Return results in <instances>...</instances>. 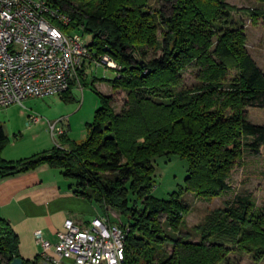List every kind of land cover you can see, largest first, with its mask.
Returning a JSON list of instances; mask_svg holds the SVG:
<instances>
[{
  "label": "trees",
  "instance_id": "1",
  "mask_svg": "<svg viewBox=\"0 0 264 264\" xmlns=\"http://www.w3.org/2000/svg\"><path fill=\"white\" fill-rule=\"evenodd\" d=\"M46 1L119 65L109 80L114 93L94 88L100 105L86 138L69 140L63 132L58 144L21 159L2 157L9 137L0 124V175L42 164L60 169L75 181V194L126 218L125 264H219L231 251L264 259V207L248 194L181 229L190 211L184 192L207 201L223 195L243 153L257 155L264 144V124L247 119L248 108L264 107V73L246 47L239 8L226 0H165L167 12L149 0ZM242 10L251 22L264 19V6ZM189 67L197 81L184 86ZM118 91L125 93L120 106ZM69 93L70 87L60 95ZM172 155L186 161L184 186L156 197V159ZM15 257H21L18 235L0 217V264Z\"/></svg>",
  "mask_w": 264,
  "mask_h": 264
},
{
  "label": "built area",
  "instance_id": "2",
  "mask_svg": "<svg viewBox=\"0 0 264 264\" xmlns=\"http://www.w3.org/2000/svg\"><path fill=\"white\" fill-rule=\"evenodd\" d=\"M70 24L68 13L46 0H0V109L27 97L60 95L88 66L119 69ZM39 120L30 115L31 122ZM50 130L63 133L56 123ZM35 236L39 264H125V229L107 217H95L83 228L66 219L55 242L39 231Z\"/></svg>",
  "mask_w": 264,
  "mask_h": 264
},
{
  "label": "rangeland",
  "instance_id": "3",
  "mask_svg": "<svg viewBox=\"0 0 264 264\" xmlns=\"http://www.w3.org/2000/svg\"><path fill=\"white\" fill-rule=\"evenodd\" d=\"M226 1L239 8V11L235 13V18L242 20L244 24L246 47L264 73V19L260 17L256 22H251L249 16L242 10L260 8L264 6V3L259 0ZM148 3L153 9L161 7L166 12L169 10V2L165 0H149ZM233 74L234 70H230L227 76L230 77ZM114 76L115 72L111 69H105L103 66H88L86 74H82L78 82L76 79H71L70 93L67 94L66 99L61 95L27 97L22 100V103L11 105L10 108L14 110L5 112V108L0 109V124L9 137L4 149L10 148L15 141L14 136L19 132L25 140L32 135H40L48 131L50 135L52 134L54 143L58 144V135L50 130V124L53 123L63 129L66 124L69 125L66 131V137L69 140H83L87 136V124L92 122L94 112L100 105V99L94 88L103 94L112 95L114 90L109 80ZM84 78L87 82L80 86ZM92 79H95V82L91 83ZM181 80L184 86L195 83L197 81L196 70L192 67L187 68L182 73ZM124 95L125 93L120 91L114 94L117 106L121 105ZM30 115L37 116L40 120L31 122ZM247 119L251 123L264 124V107L248 108ZM186 169V161L175 155L168 159L158 157L155 162V185L152 188V194L165 199L169 192L180 185L184 186ZM228 181L230 190L208 201L196 197L191 191L184 192L183 199L190 205V211L186 215L182 230L190 229L204 221L212 210L223 207L225 201L232 200L236 195L248 194L256 207H264V144L257 155L243 153L242 159L232 169ZM108 216L111 222L118 224L126 222V218L114 210L108 212ZM165 249L169 251L170 246H165ZM228 258V262L222 261L219 264H264V259L255 261L247 252L231 251Z\"/></svg>",
  "mask_w": 264,
  "mask_h": 264
},
{
  "label": "crops",
  "instance_id": "4",
  "mask_svg": "<svg viewBox=\"0 0 264 264\" xmlns=\"http://www.w3.org/2000/svg\"><path fill=\"white\" fill-rule=\"evenodd\" d=\"M11 105L5 107V112L14 110ZM68 129L66 124L65 135ZM16 136L10 148L2 150L1 155L6 160L28 157L55 144L48 131L25 140L20 132ZM75 184L73 179L63 176L60 169L47 164L8 176L0 175V217L7 219L17 233L22 258H36L39 264L41 246L35 232L39 231L41 237L55 242L66 219L81 228L88 227L98 216L107 217L109 223H114L109 219L110 211L105 213L94 201L75 194Z\"/></svg>",
  "mask_w": 264,
  "mask_h": 264
},
{
  "label": "water",
  "instance_id": "5",
  "mask_svg": "<svg viewBox=\"0 0 264 264\" xmlns=\"http://www.w3.org/2000/svg\"><path fill=\"white\" fill-rule=\"evenodd\" d=\"M9 264H23V259L21 257H15Z\"/></svg>",
  "mask_w": 264,
  "mask_h": 264
}]
</instances>
